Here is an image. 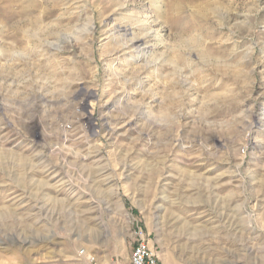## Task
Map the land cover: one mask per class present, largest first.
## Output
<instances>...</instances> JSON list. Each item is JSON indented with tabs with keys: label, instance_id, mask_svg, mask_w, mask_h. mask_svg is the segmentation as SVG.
Returning <instances> with one entry per match:
<instances>
[{
	"label": "rangeland",
	"instance_id": "1",
	"mask_svg": "<svg viewBox=\"0 0 264 264\" xmlns=\"http://www.w3.org/2000/svg\"><path fill=\"white\" fill-rule=\"evenodd\" d=\"M143 24L141 74L111 31ZM139 228L264 264V0H0V264H121Z\"/></svg>",
	"mask_w": 264,
	"mask_h": 264
},
{
	"label": "bare ground",
	"instance_id": "2",
	"mask_svg": "<svg viewBox=\"0 0 264 264\" xmlns=\"http://www.w3.org/2000/svg\"><path fill=\"white\" fill-rule=\"evenodd\" d=\"M132 30H133V27H127V28L123 27V28H121L119 26H115V28H113V31H111V36H113V39L115 38V40L118 42L117 44H119V45H117V46L120 49L126 50L130 55H132L134 57H143V58L146 57L147 60L144 61L145 63L139 68L140 69L139 72H141V74H143L142 72L144 70H146L147 67H150V66L156 67L157 66L155 61L148 60V56L152 52L151 49L153 48V45L151 47H148L147 44L150 43L154 38H156V37L159 38V36H158V34L156 32H153V31L151 32L150 31V26H148L146 24H143L139 28L136 29V30H138L139 34L137 33L135 36H134V34L131 33ZM78 34L81 35V32H78ZM53 35L54 34L51 33L49 36H47V38L49 39ZM53 38L57 42V44H59V45L63 44V43L70 45V43H71V40L69 38L61 37L60 35H55V37H53ZM86 91H88V90H86ZM71 96L72 97L71 98L68 97L67 100L69 102H75V105H79V107L81 109L83 108L81 110L82 111L81 114H78V115H75L74 117H72L73 121L71 123L73 125H78V124L80 125L81 119L83 118V115L85 114L84 107L91 100L93 94H92V92H89V91L85 92L84 91V92H77L74 95L71 94ZM37 99L39 101H41L43 99V96H37ZM40 106L41 105L36 106L37 109H39ZM128 115H129V113H128ZM69 117H70V115H69ZM123 118L118 119V122H117L118 124L117 125H121L122 123H126L127 124V122L130 123L132 121H137L138 119H141V112L140 111L136 112V113L134 112V114L132 115V119L130 121L129 120H125ZM254 122H256V120ZM254 122H253V124H254ZM69 127H67V128H69ZM153 128L154 127L151 126V125L145 126L144 127V131L142 133L144 135H147L153 130ZM194 138L195 139H199L197 136H195ZM176 141L178 142L179 139H177Z\"/></svg>",
	"mask_w": 264,
	"mask_h": 264
},
{
	"label": "built area",
	"instance_id": "3",
	"mask_svg": "<svg viewBox=\"0 0 264 264\" xmlns=\"http://www.w3.org/2000/svg\"><path fill=\"white\" fill-rule=\"evenodd\" d=\"M121 264H160L158 255L154 250L150 239L142 229L133 233V244L127 261Z\"/></svg>",
	"mask_w": 264,
	"mask_h": 264
}]
</instances>
